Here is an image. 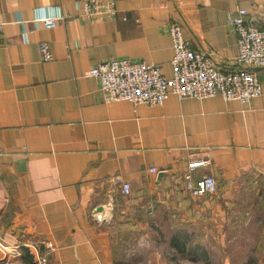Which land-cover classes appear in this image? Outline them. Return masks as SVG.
Returning a JSON list of instances; mask_svg holds the SVG:
<instances>
[{"label":"crops","instance_id":"obj_1","mask_svg":"<svg viewBox=\"0 0 264 264\" xmlns=\"http://www.w3.org/2000/svg\"><path fill=\"white\" fill-rule=\"evenodd\" d=\"M115 4L114 18L90 22L80 17L79 0H0V264H35L16 253L28 245L46 254L45 264H127L115 228L174 233L210 219L223 234L222 203L247 184L264 187V68L262 94L250 101L171 94L161 105L106 102L86 74L126 57L170 77L173 20L193 49L236 68L228 18L244 7L262 25L264 0ZM50 15L72 18L44 28L39 19ZM41 40L51 47L49 61L40 58ZM198 160L207 162L193 177L212 174L217 190L194 197L183 175ZM117 178L130 184L128 195ZM257 249L254 264H264V244Z\"/></svg>","mask_w":264,"mask_h":264},{"label":"built area","instance_id":"obj_2","mask_svg":"<svg viewBox=\"0 0 264 264\" xmlns=\"http://www.w3.org/2000/svg\"><path fill=\"white\" fill-rule=\"evenodd\" d=\"M79 3L80 17L86 21L112 19L117 14L116 0H79ZM65 18L72 17L50 15L39 20L44 28H52ZM228 22L237 34L236 68L221 67L208 54L193 49L184 37L180 23L173 20L167 26L173 50L170 77H166L155 63L126 57L98 62L86 74L98 80L100 94L106 102L126 100L133 105H161L171 94L179 99H203L219 95L225 100L250 101L262 94L259 70L264 68V23L257 25L244 7L236 9ZM38 51L42 61H49L53 57L47 40L39 41ZM206 162H189V169L183 175L184 189L194 197L213 194L217 190V181L212 174L198 178L192 175L196 166ZM151 170L156 171L155 168ZM116 180L122 192L128 195L130 184L121 178ZM26 247L35 264L46 263V254L41 253L38 246H32L36 253L31 251L29 245ZM16 253L20 255L24 251Z\"/></svg>","mask_w":264,"mask_h":264},{"label":"rangeland","instance_id":"obj_3","mask_svg":"<svg viewBox=\"0 0 264 264\" xmlns=\"http://www.w3.org/2000/svg\"><path fill=\"white\" fill-rule=\"evenodd\" d=\"M237 192L228 204L220 206L226 212L225 233H217V222L210 219L208 224L203 219L190 228L178 227L174 233H145L125 223L124 229L129 232L120 234L114 229L118 256L125 258L127 264H254L263 252L257 245L264 244V187L261 183L247 184ZM196 203L202 206V201ZM117 223L114 221L113 226ZM119 225L121 230L123 226Z\"/></svg>","mask_w":264,"mask_h":264},{"label":"trees","instance_id":"obj_4","mask_svg":"<svg viewBox=\"0 0 264 264\" xmlns=\"http://www.w3.org/2000/svg\"><path fill=\"white\" fill-rule=\"evenodd\" d=\"M23 250H24V255L25 257H27L28 259L31 258V255L28 253V250H26L24 247H23ZM31 260V259H30Z\"/></svg>","mask_w":264,"mask_h":264}]
</instances>
